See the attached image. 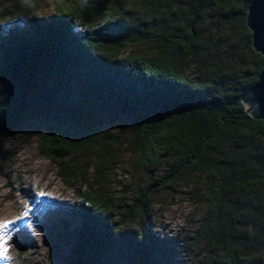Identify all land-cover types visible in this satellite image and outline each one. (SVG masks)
Returning a JSON list of instances; mask_svg holds the SVG:
<instances>
[{
	"label": "trees",
	"instance_id": "1",
	"mask_svg": "<svg viewBox=\"0 0 264 264\" xmlns=\"http://www.w3.org/2000/svg\"><path fill=\"white\" fill-rule=\"evenodd\" d=\"M43 1L32 0L33 7ZM108 1L84 0L82 7L52 0L53 14L33 23L30 36L0 45V143L26 125L40 130L39 153L79 199L75 264H100L114 240L139 264H164L142 229L115 227L118 207L106 180L122 143L103 132L96 145L97 110L129 121L145 171L154 172L163 154L171 157L168 170L119 211L121 221L149 217L156 191L200 171L205 209L193 243L209 249V264H264V120L252 118L241 99L263 59L245 25L250 0H132L143 14L144 46L131 54L125 51L135 26L104 15ZM90 14L103 23L93 27ZM205 16L237 32L224 49L232 71L195 62ZM205 64L209 80L196 83L185 74ZM77 177L88 187L76 186Z\"/></svg>",
	"mask_w": 264,
	"mask_h": 264
},
{
	"label": "rangeland",
	"instance_id": "2",
	"mask_svg": "<svg viewBox=\"0 0 264 264\" xmlns=\"http://www.w3.org/2000/svg\"><path fill=\"white\" fill-rule=\"evenodd\" d=\"M131 1L109 0L102 9L104 15L123 17L127 25L135 26L133 41L125 54L144 46L139 40L143 14ZM83 2L76 0L82 7ZM53 11L52 0H44L37 8L33 7L32 0H0V45L11 37L30 36L33 23L47 21ZM92 16L90 14V18ZM102 23L97 15L92 17L93 27ZM231 24L218 25L210 16H205L199 30V52L195 57L198 65L207 60L215 72L218 68L227 71V67L230 68L228 72L232 71V61L224 50L237 33L231 29ZM216 39L217 49H211ZM210 49L213 54L208 52ZM205 65V69L198 71L190 66L185 74L196 83L207 81L209 69L208 64ZM248 65L249 62H245V68ZM96 117L100 121L96 145L103 132L117 137L122 143L106 180L107 190L118 207L113 214L116 229H142L161 248L164 264H209V249L202 243H193L205 209L202 200L205 175L194 171L176 180L171 187L156 191L149 217L121 221L119 211L133 202L150 179L168 170L171 157L163 154L154 172L145 171L140 165L129 121L102 110H97ZM40 134L38 127L26 125L0 143V223L12 221L7 227L0 228V240L3 241L0 243V264H75L77 235L74 228L80 224L79 199L74 189L59 178L57 166L39 153ZM75 183L81 189L88 187L79 177ZM100 264L139 263L121 242L114 240L103 250Z\"/></svg>",
	"mask_w": 264,
	"mask_h": 264
},
{
	"label": "water",
	"instance_id": "3",
	"mask_svg": "<svg viewBox=\"0 0 264 264\" xmlns=\"http://www.w3.org/2000/svg\"><path fill=\"white\" fill-rule=\"evenodd\" d=\"M245 25L250 31L252 49L263 59L257 80L242 95L246 112L264 120V0H250L246 8Z\"/></svg>",
	"mask_w": 264,
	"mask_h": 264
},
{
	"label": "snow or ice",
	"instance_id": "4",
	"mask_svg": "<svg viewBox=\"0 0 264 264\" xmlns=\"http://www.w3.org/2000/svg\"><path fill=\"white\" fill-rule=\"evenodd\" d=\"M75 7V5H69V9H73ZM10 223H12V221H4L3 223H0V228H4L7 227ZM0 243H3L2 240H0Z\"/></svg>",
	"mask_w": 264,
	"mask_h": 264
}]
</instances>
